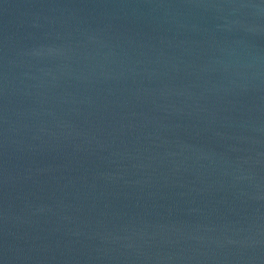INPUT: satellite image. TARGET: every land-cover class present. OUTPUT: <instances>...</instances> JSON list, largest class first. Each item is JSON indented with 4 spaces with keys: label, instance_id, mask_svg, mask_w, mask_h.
Wrapping results in <instances>:
<instances>
[{
    "label": "water",
    "instance_id": "water-1",
    "mask_svg": "<svg viewBox=\"0 0 264 264\" xmlns=\"http://www.w3.org/2000/svg\"><path fill=\"white\" fill-rule=\"evenodd\" d=\"M0 264H264V0H0Z\"/></svg>",
    "mask_w": 264,
    "mask_h": 264
}]
</instances>
